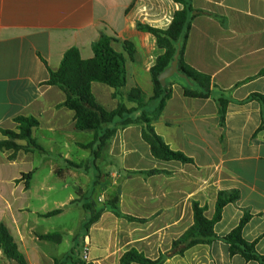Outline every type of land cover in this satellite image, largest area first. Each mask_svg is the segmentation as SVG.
Masks as SVG:
<instances>
[{
  "label": "crops",
  "instance_id": "crops-1",
  "mask_svg": "<svg viewBox=\"0 0 264 264\" xmlns=\"http://www.w3.org/2000/svg\"><path fill=\"white\" fill-rule=\"evenodd\" d=\"M192 5L196 12L185 61L209 75L214 88L207 99L189 98L180 77L167 80L173 95L154 125L172 150L194 163L157 160L142 139L140 125L119 128L106 156L119 160L120 168L109 171V181L102 182L112 194L107 202L99 198L103 206L95 209L105 210L83 235L75 237L72 251L77 256L69 260L58 255L55 245L64 242L63 233L71 232L68 227L55 232L52 224L77 199L70 194L60 208H51L61 201L54 182L55 178L65 181L73 169L87 172L86 163L71 159V151L88 143L79 140L75 113L60 107L65 94L44 83L50 71L59 69L68 50L78 48L83 59H91L93 44L106 35L126 57L127 84L121 95L127 99L139 88L149 100L154 95L151 69L165 50L138 25L166 30L182 6L174 0H0V141L6 139L3 130H16V118L34 117L39 126L33 135L44 149L38 152L47 158L43 164L36 163L37 151H20L10 160L11 152L0 151V225L8 228L28 264H54L56 259L73 264L83 260L85 247L88 263L93 264H119L132 249L151 260L168 254L164 264H258L239 255L232 257L221 240L195 246L183 256L171 254L173 242L194 224L193 202L207 206L206 216L212 219L219 192L234 190L240 197L224 208L214 231L226 236L248 212L252 218L243 237L257 241V251L264 255V131L254 137L262 122V105L248 100L254 93L264 95V76L257 77L264 69V0H193ZM125 42L133 44V56ZM190 87L199 91L195 85ZM92 90L104 108H117L114 89L95 82ZM220 97L230 100L224 126ZM68 161L82 168H73ZM153 169L164 172L134 174ZM29 173L32 177L26 186L22 177ZM115 199L123 214L146 221L117 217L111 208ZM83 205L81 229L90 218ZM55 210L62 212L46 216ZM52 233L62 234L60 243L40 239ZM0 264L18 263L0 251Z\"/></svg>",
  "mask_w": 264,
  "mask_h": 264
},
{
  "label": "trees",
  "instance_id": "trees-1",
  "mask_svg": "<svg viewBox=\"0 0 264 264\" xmlns=\"http://www.w3.org/2000/svg\"><path fill=\"white\" fill-rule=\"evenodd\" d=\"M182 6L174 16L170 26L166 30L150 27L148 25H138L142 32H148L156 37L157 45L165 50L156 64L151 69V76L154 85V95L146 100L141 89L134 88L125 99L121 95V89L127 84L126 57L124 54L116 51L113 47L115 40L106 35L93 44L94 56L91 59H83L78 48H72L66 52L61 65L57 71H50V77L44 85L58 87L66 96V99L60 107H65L75 113V128L79 132H92L93 140L88 144H80L83 149L91 150L95 159H105L107 150L112 139L115 137L119 128H125L131 125H140L142 127V139L149 145L152 156L160 161L170 162L178 161L184 164L194 163L193 159L182 152L174 151L157 133L155 122H157L168 101L172 98V88L167 85L163 87L159 82V75L169 68L174 61V57L180 46V56L178 69L179 72L186 75L190 81L199 89L194 91L185 84L184 94L189 98L207 99L211 96L214 84L212 78L195 68L191 67L185 61V51L191 31L192 21L196 10L192 5L193 0H174ZM126 51L133 56L135 50L131 42H125ZM264 76V69L257 77ZM174 77L179 78L178 75ZM98 82L114 89V98L118 99V106L114 110L104 108L95 97L92 84ZM248 100L258 101L262 105V122L257 129L254 137L264 131V95L254 93ZM128 103L135 106L129 107ZM230 100L225 97L218 99L219 115L221 125H225L227 108ZM153 104V109L149 105ZM139 115L134 117L135 114ZM117 123V127L110 128L112 124ZM16 130H3L6 137L0 141V151L11 152L9 159L14 160L18 152H44L43 147L34 138V129L39 126V121L34 117L16 118ZM24 142L25 144H21ZM73 168H82L74 162L68 161ZM93 165V164H92ZM89 170V164L85 167ZM164 171L153 169L149 171L134 172L144 176H153ZM58 174L62 176V173ZM32 173L23 174L26 186L31 179ZM240 197L238 191H221L218 194L216 212L212 219L207 218V206H202L199 202H193L194 224L179 239L172 244L171 254L183 256L189 249L198 245H210L218 240L224 241L229 246L230 255H239L247 262H257L264 264V255L257 251V241L249 242L243 237V230L246 224L252 218L248 212L245 213L239 225L224 237L218 236L215 231V225L221 221L224 208L235 203ZM84 209L90 213V218L85 225L89 229L95 224L104 212V208L96 210L93 204L84 203ZM111 208L117 217L125 218L129 221L145 222L143 219H136L123 214L118 207V199H115ZM62 210H55L46 214V216H55ZM40 239L60 243L61 233H52L41 235ZM0 251L10 260L18 264H28L25 256L20 252L14 237L8 228L0 225ZM75 250H73L67 259H73ZM168 254H161L156 260L147 258L137 249L126 252L120 259L119 264H164ZM66 259V260H67ZM54 264H62V261L55 260ZM73 264H93L84 260H76Z\"/></svg>",
  "mask_w": 264,
  "mask_h": 264
},
{
  "label": "rangeland",
  "instance_id": "rangeland-1",
  "mask_svg": "<svg viewBox=\"0 0 264 264\" xmlns=\"http://www.w3.org/2000/svg\"><path fill=\"white\" fill-rule=\"evenodd\" d=\"M173 78L179 79L174 76ZM153 107V104L149 105V109H153ZM79 135V140H84L87 143H90L93 140L92 132H80ZM36 154V163L41 161L43 164L44 159H47L45 155H43V153H39L38 151ZM71 159L76 162L83 161L86 163L85 167L89 164V170L87 169L86 172L73 169L72 175L67 176L65 181L55 178L54 188L57 191L56 196L61 201H59L56 205L52 204L51 208H60V206H62L60 204L65 202L70 194L73 195L74 199H77V202L72 203V205L68 207L67 214L59 218H54V223L52 224V227L54 228L53 230H56L55 232H60V228L63 227H68L71 232L70 234L63 233L64 242L60 245H55L60 257L70 255L73 249V240L75 237L85 233V228L81 229L79 226L82 221V217L86 214L82 209L81 204L90 203L94 204L97 209L102 208L103 204L102 202H99V198L103 196V202H107L112 194L111 191H105L103 188L104 186H102V182L109 181L107 176L109 171L119 170L120 168L119 160L115 161L114 158L110 160L108 156H106L103 160L95 159L91 150H78L77 147H74V151H71ZM40 173L45 175L44 169H42ZM80 191L82 193H80ZM73 233L76 234L73 235ZM73 256H77L76 251Z\"/></svg>",
  "mask_w": 264,
  "mask_h": 264
},
{
  "label": "water",
  "instance_id": "water-1",
  "mask_svg": "<svg viewBox=\"0 0 264 264\" xmlns=\"http://www.w3.org/2000/svg\"><path fill=\"white\" fill-rule=\"evenodd\" d=\"M179 56H180V46L178 48V51L174 57V61L172 62L171 66L167 68L163 73H161L158 77L159 82L163 87H166L167 80H169L175 75H178L181 79H184L189 85H194L186 75L179 72L178 69Z\"/></svg>",
  "mask_w": 264,
  "mask_h": 264
},
{
  "label": "built area",
  "instance_id": "built-area-1",
  "mask_svg": "<svg viewBox=\"0 0 264 264\" xmlns=\"http://www.w3.org/2000/svg\"><path fill=\"white\" fill-rule=\"evenodd\" d=\"M82 259L86 262H88L89 259V253H88V247H85L83 250Z\"/></svg>",
  "mask_w": 264,
  "mask_h": 264
}]
</instances>
